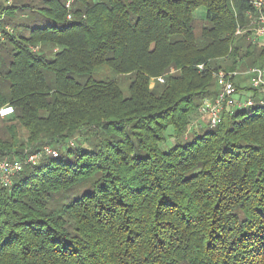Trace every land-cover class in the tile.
Segmentation results:
<instances>
[{"label":"trees","instance_id":"trees-1","mask_svg":"<svg viewBox=\"0 0 264 264\" xmlns=\"http://www.w3.org/2000/svg\"><path fill=\"white\" fill-rule=\"evenodd\" d=\"M66 1L0 0V160L58 152L0 185V264H264V106L199 114L264 69L249 0Z\"/></svg>","mask_w":264,"mask_h":264},{"label":"built area","instance_id":"built-area-1","mask_svg":"<svg viewBox=\"0 0 264 264\" xmlns=\"http://www.w3.org/2000/svg\"><path fill=\"white\" fill-rule=\"evenodd\" d=\"M15 0H5L7 6L13 5ZM76 0H67L66 8L72 9ZM252 11L248 13L249 25L245 28H238L236 36L250 34L254 41H264V0H249ZM72 16L69 14L68 19ZM200 69L203 66L199 67ZM239 76H248L251 79L253 89L259 94L258 99L253 96H243L239 94L235 85V78ZM219 92L217 96L206 98L199 107L200 121L206 119L205 123L211 128L217 127L223 120L226 112H233L240 109L252 108L255 105L264 106V69L252 67L245 72H215ZM158 81L164 83L165 78L159 77ZM15 113L12 105L0 107V118L5 119ZM203 122V121H202ZM58 152L50 146H44L37 153L31 154L24 161L21 160H0V185L5 188H11L14 177L21 173L27 164H37L44 157H56Z\"/></svg>","mask_w":264,"mask_h":264},{"label":"rangeland","instance_id":"rangeland-1","mask_svg":"<svg viewBox=\"0 0 264 264\" xmlns=\"http://www.w3.org/2000/svg\"><path fill=\"white\" fill-rule=\"evenodd\" d=\"M204 14L205 12L203 10H199L197 12V19H198V28H197V33L200 34L201 28L204 25ZM257 42H260L261 44H264V41L262 40H257ZM250 68H244L243 70H239V72H245L247 70H249ZM222 71V70H221ZM110 77V76H109ZM239 84V86L237 85ZM235 85L237 88V91L239 92V94H244L247 96H255L257 93L254 92L255 90L253 89L252 86V82L251 79L248 76H239L235 78ZM203 122H206V119H201ZM206 127V126H204ZM24 135V134H23Z\"/></svg>","mask_w":264,"mask_h":264},{"label":"crops","instance_id":"crops-1","mask_svg":"<svg viewBox=\"0 0 264 264\" xmlns=\"http://www.w3.org/2000/svg\"><path fill=\"white\" fill-rule=\"evenodd\" d=\"M243 96H247V95H244V94H242Z\"/></svg>","mask_w":264,"mask_h":264}]
</instances>
